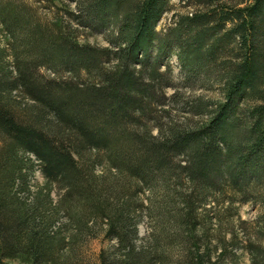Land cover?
I'll return each instance as SVG.
<instances>
[{"label":"trees","instance_id":"16d2710c","mask_svg":"<svg viewBox=\"0 0 264 264\" xmlns=\"http://www.w3.org/2000/svg\"><path fill=\"white\" fill-rule=\"evenodd\" d=\"M47 1L50 20L0 0V264H76L101 234L97 264H236L241 247L264 264V0H188L165 32L171 0ZM104 32L111 47L89 42ZM173 55L219 94H176L183 120L163 110Z\"/></svg>","mask_w":264,"mask_h":264},{"label":"rangeland","instance_id":"374dc122","mask_svg":"<svg viewBox=\"0 0 264 264\" xmlns=\"http://www.w3.org/2000/svg\"><path fill=\"white\" fill-rule=\"evenodd\" d=\"M188 0H171V10L165 13L163 19L159 22L157 26V30L159 32H165L169 27H171L175 21L176 15L191 13L193 11L192 7L188 5ZM23 2L30 5L35 15L39 18H43L45 20L53 19V10L50 8V3L47 0H23ZM73 8L75 4L72 3ZM88 32V31H86ZM89 34V33H88ZM109 32L104 33H94L89 35V42L101 47H111L109 41ZM8 37L5 33L1 31L0 28V50H5L6 54H10V48L8 45ZM169 64L172 67V78L173 84L175 87L169 88L166 91L167 104L163 110H167L170 112L171 117H175L176 119H185L190 117L186 111L182 109V103H179L177 99H175L176 94H182L185 97L195 98V97H204V99L216 100L219 98V94L216 92V86H212V83L209 82V89H203V84L198 81H192L189 83H185L184 73L181 69V65L175 55L171 56L168 59ZM43 73L51 74V71L43 68ZM53 75V74H51ZM166 122L168 119L165 120ZM154 134H157V131H154ZM36 179L38 181H42V177L40 172L36 173ZM238 206V204H237ZM240 214L243 220L252 223L258 219V216L262 214L261 207L255 203H245L240 205ZM257 228L261 229L262 236L261 241L264 244V222L262 224H257ZM148 224L147 222L143 223L140 226V236H145L147 234ZM241 237H243V233H241ZM254 238V239H253ZM252 240H258L257 237H253ZM112 242L104 239L103 235L96 238H90L83 242L77 250L78 258L76 264H97L98 256L103 248H107ZM237 258L236 264H251V260L249 257V253L244 248H239L236 250ZM232 264V263H231Z\"/></svg>","mask_w":264,"mask_h":264}]
</instances>
